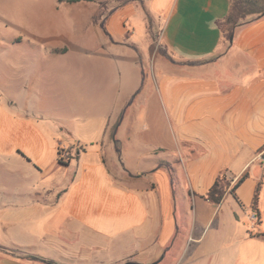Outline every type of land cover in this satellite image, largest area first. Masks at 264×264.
<instances>
[{
    "label": "crops",
    "instance_id": "0c3cea01",
    "mask_svg": "<svg viewBox=\"0 0 264 264\" xmlns=\"http://www.w3.org/2000/svg\"><path fill=\"white\" fill-rule=\"evenodd\" d=\"M28 3L0 60V99L32 102L0 103V264L264 262V12Z\"/></svg>",
    "mask_w": 264,
    "mask_h": 264
},
{
    "label": "rangeland",
    "instance_id": "374dc122",
    "mask_svg": "<svg viewBox=\"0 0 264 264\" xmlns=\"http://www.w3.org/2000/svg\"><path fill=\"white\" fill-rule=\"evenodd\" d=\"M233 1V0H232ZM243 0L239 6L243 8L244 13L242 17L237 18L235 23L251 19L263 13L264 0ZM29 4V5H28ZM27 0H0V60L2 57L10 58L16 56L18 51L28 48L29 40L26 34V25L33 23L32 15L36 9L34 3H28ZM31 12V13H30ZM30 13V14H29ZM34 24V23H33ZM230 26V25H229ZM20 36V43L13 44V38ZM19 47L18 50L13 51L14 48ZM21 52H18L20 55ZM77 60V55H71L68 61ZM6 77V76H5ZM21 97L19 101L12 102L10 99H0V103L4 107L13 108L16 106L20 110L21 107L32 105V102L25 100L27 97V86L18 87ZM16 104V105H14ZM69 114V113H68ZM77 140V139H75ZM86 145V143H83ZM73 156V154H72ZM167 260L163 259L159 264H165ZM259 264H264L260 262Z\"/></svg>",
    "mask_w": 264,
    "mask_h": 264
},
{
    "label": "trees",
    "instance_id": "16d2710c",
    "mask_svg": "<svg viewBox=\"0 0 264 264\" xmlns=\"http://www.w3.org/2000/svg\"><path fill=\"white\" fill-rule=\"evenodd\" d=\"M68 1L74 2V1H78V0H68ZM242 2H243V0H233L232 1L230 13L227 17L228 22L235 23L237 18L242 17V14L244 13V11H243V8H241V6H239L240 3H242ZM247 2H249V0ZM263 12H264V9H263ZM217 186H218V182L216 181L214 183V185L212 186V188H210V190L207 193L208 198L213 200L214 202H218L221 199L222 194H223L222 190L217 188ZM24 257L26 259H29V260H38L36 257L31 256V255H26Z\"/></svg>",
    "mask_w": 264,
    "mask_h": 264
},
{
    "label": "water",
    "instance_id": "95a60500",
    "mask_svg": "<svg viewBox=\"0 0 264 264\" xmlns=\"http://www.w3.org/2000/svg\"><path fill=\"white\" fill-rule=\"evenodd\" d=\"M124 264H138V263H135V262H126ZM152 264H155V263H152Z\"/></svg>",
    "mask_w": 264,
    "mask_h": 264
}]
</instances>
